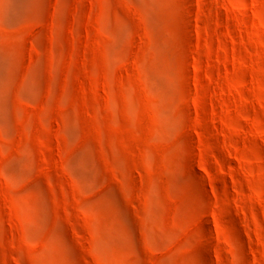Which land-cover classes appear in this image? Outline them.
<instances>
[{
	"label": "rangeland",
	"instance_id": "1",
	"mask_svg": "<svg viewBox=\"0 0 264 264\" xmlns=\"http://www.w3.org/2000/svg\"><path fill=\"white\" fill-rule=\"evenodd\" d=\"M0 264H264V0H0Z\"/></svg>",
	"mask_w": 264,
	"mask_h": 264
}]
</instances>
